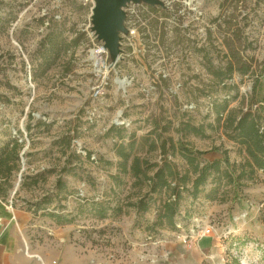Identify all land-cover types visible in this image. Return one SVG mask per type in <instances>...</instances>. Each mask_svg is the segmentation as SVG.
<instances>
[{
	"label": "rangeland",
	"instance_id": "1",
	"mask_svg": "<svg viewBox=\"0 0 264 264\" xmlns=\"http://www.w3.org/2000/svg\"><path fill=\"white\" fill-rule=\"evenodd\" d=\"M162 1L126 7L122 59L109 69L92 31L94 0H0V148L23 143L0 196L30 216L34 242L76 248L85 264H264V172L251 173L230 125L258 107L249 95L264 68V0ZM45 58L54 62L46 72ZM181 144L221 171L198 198L184 194L177 229L159 227L166 194L137 212L131 204L149 188L121 172L118 152L155 165L150 176L171 161L189 171L192 190ZM225 155L236 176L246 172L236 187Z\"/></svg>",
	"mask_w": 264,
	"mask_h": 264
},
{
	"label": "trees",
	"instance_id": "2",
	"mask_svg": "<svg viewBox=\"0 0 264 264\" xmlns=\"http://www.w3.org/2000/svg\"><path fill=\"white\" fill-rule=\"evenodd\" d=\"M50 36V35H48ZM83 36V35H80ZM48 39V37H47ZM81 37L73 39L71 44L77 46ZM46 41H44L43 45ZM49 52L53 54H59V45L54 40L49 41ZM54 65V62H49L47 58L39 65V68H44V72L50 70ZM227 71L222 73L223 77L232 75L235 71V66L230 63L227 66ZM239 71L246 75L251 71L250 66H243ZM36 79L37 74L35 73ZM250 103L258 105L253 112V106L245 113H242L238 119L230 118V125L234 133V140L246 147L248 155L247 167L251 169V173H255V170L264 172V68L260 71L258 77L254 80L252 92L249 95ZM220 114L225 113L228 110V103L220 106ZM198 133V130H195ZM12 145V146H10ZM23 143L18 140H12L9 144H6L0 148V175H9L13 170L17 169L18 162L20 161V148ZM181 153L185 156L190 165L194 168L195 180L193 181L192 190H189V171L181 173L171 161L165 160L163 165H156L157 169L152 176L149 175L151 169L155 166L150 165L145 160H141L138 157L132 159V156L125 152L123 147L118 152L121 162L119 167L122 173L129 174L136 179V186L143 184L148 185L149 191L135 204H131L135 207L137 212H148L152 202H154L153 195H161L165 193L167 198L162 200V206L159 210L158 226L168 227L170 229H177V217L180 215L182 201L185 200V193H192L194 198H198L201 193V188L205 186L209 179L213 177L214 173H220V162L213 164H207L201 166L196 163L195 155H204L207 152H198L190 149L184 144L180 145ZM218 151V150H215ZM223 161L228 168L227 176L231 183L236 187L246 172H242L241 175L236 176L232 165L229 162L228 157L223 156ZM9 162H13L14 166H8ZM6 167L3 169V167ZM102 217L105 213L101 214ZM61 221L60 216H56Z\"/></svg>",
	"mask_w": 264,
	"mask_h": 264
},
{
	"label": "crops",
	"instance_id": "3",
	"mask_svg": "<svg viewBox=\"0 0 264 264\" xmlns=\"http://www.w3.org/2000/svg\"><path fill=\"white\" fill-rule=\"evenodd\" d=\"M29 219L26 212L0 196V264H85L86 260L76 254V248L61 243L58 249H50L48 243L34 242V235H30L34 233V226L26 223ZM54 229L55 233L64 234L76 227L54 226ZM187 230L189 232V227ZM58 239L64 242L67 237L63 235Z\"/></svg>",
	"mask_w": 264,
	"mask_h": 264
},
{
	"label": "water",
	"instance_id": "4",
	"mask_svg": "<svg viewBox=\"0 0 264 264\" xmlns=\"http://www.w3.org/2000/svg\"><path fill=\"white\" fill-rule=\"evenodd\" d=\"M142 3L153 7H165L162 0H94L92 31L95 32L98 40L104 43V49L110 54L109 69H116L122 59V35L128 32L125 26V9L129 4ZM117 81L121 80L118 78Z\"/></svg>",
	"mask_w": 264,
	"mask_h": 264
},
{
	"label": "bare ground",
	"instance_id": "5",
	"mask_svg": "<svg viewBox=\"0 0 264 264\" xmlns=\"http://www.w3.org/2000/svg\"><path fill=\"white\" fill-rule=\"evenodd\" d=\"M102 52H103V50L97 51L96 55H100V53H102ZM120 83H121V84H124L123 81H120Z\"/></svg>",
	"mask_w": 264,
	"mask_h": 264
},
{
	"label": "built area",
	"instance_id": "6",
	"mask_svg": "<svg viewBox=\"0 0 264 264\" xmlns=\"http://www.w3.org/2000/svg\"><path fill=\"white\" fill-rule=\"evenodd\" d=\"M94 55H95V52L93 53L92 56H94ZM187 239H188V237H186L185 243H187V241H188Z\"/></svg>",
	"mask_w": 264,
	"mask_h": 264
}]
</instances>
